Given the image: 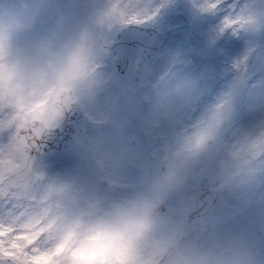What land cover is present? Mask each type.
I'll return each mask as SVG.
<instances>
[{"label":"clouds","instance_id":"obj_1","mask_svg":"<svg viewBox=\"0 0 264 264\" xmlns=\"http://www.w3.org/2000/svg\"><path fill=\"white\" fill-rule=\"evenodd\" d=\"M215 5L208 0L203 13H225L217 35L245 44L232 80L205 102L204 77L181 60L175 78L144 99L159 120L198 114L154 162L139 157L113 182L91 145L76 149V174L50 176L40 162L54 134L107 85L111 42L138 24L141 0H0V163L15 160L30 177L25 219L43 264H264V228L209 224L211 206L199 216L178 200L198 173L211 181L212 204L246 202L264 186V58L234 67L264 42V0H240L234 16L228 3ZM229 16L234 26L221 32ZM242 109L250 119L237 130Z\"/></svg>","mask_w":264,"mask_h":264},{"label":"rangeland","instance_id":"obj_2","mask_svg":"<svg viewBox=\"0 0 264 264\" xmlns=\"http://www.w3.org/2000/svg\"><path fill=\"white\" fill-rule=\"evenodd\" d=\"M141 2L143 7L138 15L140 24L151 25L158 29H168L171 31L170 38H168L169 40L164 44L163 51L160 53L161 55L159 54L158 58H154L149 62L150 67L161 66V72L159 74H154V76L162 77L165 75L164 73L169 70L174 79L177 66L181 63V60L190 62L187 64L184 71L193 76L204 77L206 85L209 88L205 102L211 100L216 94L212 93L213 83H216L215 86H217L220 91L232 80L234 61L245 49L244 42L232 37L229 33L225 32L223 35H217L225 13L222 11L214 14L203 13L205 11L203 4H206L208 0H141ZM191 4L199 9L201 13L196 11ZM207 27H211L213 30L212 38L209 40L206 36ZM199 30L202 31L198 32ZM115 38L116 36L112 41H114ZM163 59H165V61L168 60L166 64L164 63L162 65L161 63H163ZM113 66V61L110 58L107 65L108 83L89 103L90 108L94 107L101 110V112L93 111L95 117L94 120L97 124L104 119V117L100 118V116L105 112V104L116 102V97L112 94V90L110 89L112 88L116 90V84L118 82V79L115 77L116 73ZM214 75H216V77ZM148 83L149 82L147 81V84ZM107 88L110 89V91L107 92ZM198 111L199 109L178 113V115H183L179 121L187 120L189 122L186 123V125H188L191 120L196 117ZM174 116L176 118L177 114L172 115V118ZM249 119L250 116L248 112L242 109L237 122V130L247 124ZM175 123L176 121H174V125ZM112 131L117 137L110 141L115 144H106L107 139L112 136H108L105 132V134H102V143L94 144L93 142L90 145L93 147L97 158L100 161H107L112 166L111 178L113 182H119L121 180V169H119V154L121 150H118L117 146H119L120 140L117 130L112 129ZM98 141L100 140L98 139ZM65 155L71 159L73 158L66 167H63L62 163L59 165V163L56 164L55 162H52V159L46 163V165L51 166H47V171L50 176L66 177L77 173L79 163L76 156V150H69ZM240 203L241 201L236 200L234 205L226 207L220 215H216V220L220 221V219L222 220L226 218V216L233 211L235 212L236 210L241 209L242 206H240ZM257 214L258 216H261L262 212ZM259 224L260 227H264L263 222Z\"/></svg>","mask_w":264,"mask_h":264},{"label":"flooded vegetation","instance_id":"obj_3","mask_svg":"<svg viewBox=\"0 0 264 264\" xmlns=\"http://www.w3.org/2000/svg\"><path fill=\"white\" fill-rule=\"evenodd\" d=\"M158 53L152 56L150 59L147 58L144 62V68L142 74L140 75V81L136 84L131 82L124 77H118V82L116 84L115 94L117 97L116 102L106 103L104 106V114L100 116L103 118L98 124L95 123L94 115L89 113V108L86 106L82 110L93 122L92 130L93 135L98 134H108L109 137L106 141V144H115L110 140H114L117 135L112 131L116 129L119 134L120 144L117 146L118 150H121L119 154L120 159V168L123 169H132L140 161L141 162H154L157 156V153L162 146L163 141L166 138H173L176 133L183 128L186 123L189 121H179L183 115H178L172 118L169 117L167 120H159L151 111L150 105L145 101L144 97L151 95L159 88H164L172 80L171 71L165 72L162 77L154 76L160 72L161 67L153 66L150 67L149 62L154 58L159 57ZM141 57L136 58L135 62H140ZM158 61V60H157ZM163 63L166 64L165 59ZM161 63V64H163ZM168 73V74H167ZM216 77V75H214ZM147 81L149 82L147 84ZM216 83L212 85V93H218L219 88L215 86ZM207 90L209 88L207 87ZM92 111L101 112L98 108H91ZM115 113H112L114 112ZM98 118V119H100ZM174 121H176L174 125ZM91 133V132H90ZM90 133L84 135H77L68 146L65 151L70 150L73 143L81 145L82 143L88 142V137ZM70 148V149H69ZM140 157V161H139ZM67 162V159L64 160ZM121 176V174H120ZM204 178H207L206 173H198L194 175L192 182L187 187H194L200 183ZM209 188L211 181L208 179ZM264 190V187H255L253 188L247 196L249 200L247 202H241L242 210L240 211V219L236 224V228L243 227H252L254 231L260 230L261 222L264 223V198L261 191ZM178 200L183 202V207L187 206L186 200L182 197V192L178 196ZM212 202H200L199 206L202 210L206 209ZM236 203V199L230 200L228 202H221L218 207L212 211V214L208 216L207 223L213 224L210 217H214L216 213H220L222 209L232 206ZM187 208V207H186ZM262 209V211H261ZM176 207L172 208V212L175 213L179 211ZM262 212L261 216H258L257 213ZM237 212L233 213V217ZM209 219V220H208ZM217 225H220L218 223Z\"/></svg>","mask_w":264,"mask_h":264},{"label":"snow or ice","instance_id":"obj_4","mask_svg":"<svg viewBox=\"0 0 264 264\" xmlns=\"http://www.w3.org/2000/svg\"><path fill=\"white\" fill-rule=\"evenodd\" d=\"M222 2L230 5L226 11L233 16L239 10L240 0ZM213 4L214 11L219 5H215V0ZM139 22L137 19L136 23ZM233 26L234 22L229 16L224 20L221 32ZM249 56L264 58V42L250 47L248 54L234 67L245 65ZM29 181L30 177H22L18 173L15 160L7 159L0 163V264H43L45 256L40 241L25 219Z\"/></svg>","mask_w":264,"mask_h":264},{"label":"water","instance_id":"obj_5","mask_svg":"<svg viewBox=\"0 0 264 264\" xmlns=\"http://www.w3.org/2000/svg\"><path fill=\"white\" fill-rule=\"evenodd\" d=\"M166 33L157 32L153 28H143L139 26H129L123 29L119 33L120 40L116 44H111V51L118 53V60L116 63L126 68L129 59H134L139 54L144 57L145 54H151L156 51L160 45V41L164 38ZM143 57V58H144ZM126 76H131V73L127 70L123 71ZM73 116L69 118L66 127H62L58 130L53 138L47 143L45 152H49L52 146L62 145V148L67 144L75 131H82L87 128L89 124L83 122V120H72ZM227 225L224 226L226 228Z\"/></svg>","mask_w":264,"mask_h":264}]
</instances>
